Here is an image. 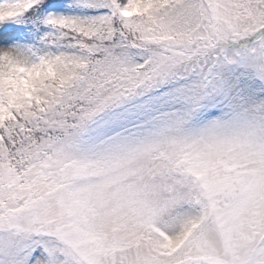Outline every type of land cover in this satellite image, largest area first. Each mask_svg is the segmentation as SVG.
<instances>
[{
  "label": "snow or ice",
  "instance_id": "6c2138e0",
  "mask_svg": "<svg viewBox=\"0 0 264 264\" xmlns=\"http://www.w3.org/2000/svg\"><path fill=\"white\" fill-rule=\"evenodd\" d=\"M0 264H264V0H0Z\"/></svg>",
  "mask_w": 264,
  "mask_h": 264
}]
</instances>
